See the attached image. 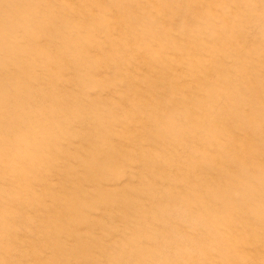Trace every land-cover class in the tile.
Returning a JSON list of instances; mask_svg holds the SVG:
<instances>
[{
    "label": "rangeland",
    "instance_id": "rangeland-1",
    "mask_svg": "<svg viewBox=\"0 0 264 264\" xmlns=\"http://www.w3.org/2000/svg\"><path fill=\"white\" fill-rule=\"evenodd\" d=\"M0 264H264V0H0Z\"/></svg>",
    "mask_w": 264,
    "mask_h": 264
}]
</instances>
